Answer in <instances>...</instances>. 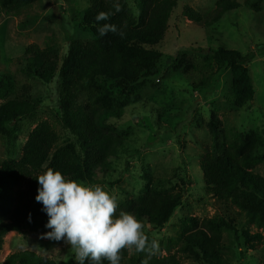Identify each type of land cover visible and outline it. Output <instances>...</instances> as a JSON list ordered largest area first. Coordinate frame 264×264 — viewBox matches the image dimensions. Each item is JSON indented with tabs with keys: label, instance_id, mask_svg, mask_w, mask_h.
<instances>
[{
	"label": "trees",
	"instance_id": "1",
	"mask_svg": "<svg viewBox=\"0 0 264 264\" xmlns=\"http://www.w3.org/2000/svg\"><path fill=\"white\" fill-rule=\"evenodd\" d=\"M43 1L53 0H0V10L17 11ZM114 3L121 5L120 12H115ZM176 5V0H134L133 6L130 0H88L80 25L91 34L90 39L71 40L63 56L56 49L41 50L35 45L24 49L23 56L30 58L23 69L26 77L47 84L55 80L56 113L71 138L61 140L53 125L41 118L29 85L17 89L10 75L0 77V137L12 144L17 135H26L18 156L0 161V250L6 234L48 219L43 205L35 200L39 187L35 178L46 167L68 179L93 182L96 171L125 145L129 133L112 121L120 120L132 102H139L138 88L143 84L139 80L150 76L156 67L154 51L165 39ZM239 6L236 0H217L208 16L189 5H183L180 14L194 26L207 28ZM101 11L112 15L98 23L95 17ZM103 23L116 25L124 35L109 32L101 37L97 28ZM262 48H257L259 53ZM209 52L203 67L215 66V74L228 71L231 75V107L240 109L251 102L254 89L247 66L255 54L243 55L223 46ZM38 56H49L52 64L38 65L33 59ZM182 63L179 66L185 75L189 70ZM22 121L26 123L22 125ZM206 129L209 141L199 154L198 167L203 194L236 209L243 215L245 227L238 228V219L229 216H183L174 242L159 241V250L150 257L146 252L124 249L120 264H142L145 259L148 264H185L186 260L190 264H229L223 243L227 232L247 249L259 248L264 254V177L254 172L255 166L264 162V140L256 132H241L228 141L214 110L208 112ZM140 181L139 194H125L117 215L121 210L129 212L151 229L160 230L180 207L184 191L170 178L155 177L149 170L142 172ZM164 250L166 256L161 254ZM2 264L57 263L25 250L9 254ZM102 264L109 262L103 260Z\"/></svg>",
	"mask_w": 264,
	"mask_h": 264
},
{
	"label": "rangeland",
	"instance_id": "2",
	"mask_svg": "<svg viewBox=\"0 0 264 264\" xmlns=\"http://www.w3.org/2000/svg\"><path fill=\"white\" fill-rule=\"evenodd\" d=\"M133 1L130 0L131 6ZM176 1L165 39L154 51L158 58L156 67L150 76L139 80L143 82L138 88L139 102H132L120 120L112 121L119 130L129 133V139L96 171L93 182L85 181L102 185L116 195L119 203L127 193L139 194L144 170L158 178H170L184 191L180 207L160 230L142 222L148 238L158 243L174 242L183 216L199 219L229 216L238 219V228L245 227L243 215L236 209L206 197L202 191L199 154L209 141L206 123L210 110L221 119L228 141L241 132H256L264 140V0H236L238 9L223 14L215 25L207 28L196 27L184 19L180 14L182 7L189 5L208 16L217 0ZM87 6L88 0H53L36 2L17 11L0 10V77L10 75L17 89L23 85L31 87L30 95L40 106L41 118L53 125L61 140L71 137L61 127L56 113L55 80L47 84L27 78L23 69L25 60L30 58L24 57L23 52L27 46L35 45L41 50L56 49L63 56L71 40L90 39L91 34L80 25ZM217 46L243 55L255 54L247 66L253 100L240 109L230 104L229 72L215 74V66L203 67L204 59L211 55L209 51ZM261 47L263 51L259 53L257 48ZM33 59L38 65L52 64L49 56ZM182 61L189 70L185 75L179 66ZM25 139L26 135L19 134L11 144L0 137V161L7 157L15 159ZM254 172L264 177V162L256 165ZM46 223L47 219H41L6 234L0 264L9 254L25 250L57 264H75L74 250L63 240L42 238L50 231L45 228ZM223 243L224 258L229 264H264V254L259 248L247 249L231 232L224 234ZM133 249H129L131 253ZM161 254L166 256V251ZM190 262L186 260L185 264Z\"/></svg>",
	"mask_w": 264,
	"mask_h": 264
},
{
	"label": "clouds",
	"instance_id": "3",
	"mask_svg": "<svg viewBox=\"0 0 264 264\" xmlns=\"http://www.w3.org/2000/svg\"><path fill=\"white\" fill-rule=\"evenodd\" d=\"M115 12L121 5L114 3ZM112 13L99 12L95 20H109ZM97 31L101 37L109 32L124 35L123 31L110 23H103ZM39 185L35 200L43 205L48 217L45 228L50 231L42 238L63 240L75 253L77 264H120L121 251L135 249L155 255L158 242L145 234L144 225L133 214L121 210L117 215L118 200L102 185L87 184L66 178L51 167L36 176ZM30 220V214H29ZM142 264H148L147 259Z\"/></svg>",
	"mask_w": 264,
	"mask_h": 264
}]
</instances>
